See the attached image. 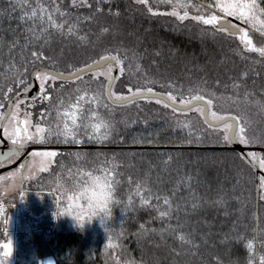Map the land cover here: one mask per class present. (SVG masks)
Listing matches in <instances>:
<instances>
[{"label":"trees","instance_id":"16d2710c","mask_svg":"<svg viewBox=\"0 0 264 264\" xmlns=\"http://www.w3.org/2000/svg\"><path fill=\"white\" fill-rule=\"evenodd\" d=\"M215 2L182 0L180 11L224 17ZM76 4L0 0V127L13 98L31 90L36 70L51 76L55 75L46 70L69 74L116 56L114 96L149 89L171 94L178 102L202 96L212 101L210 114H218L221 107L226 109L224 116L238 118L237 133L244 128L241 135L247 141L242 144L264 135V57L245 50L236 34L160 12L174 7L167 0ZM57 7L65 13H54L56 22L64 25L61 30L47 21ZM261 7L264 13V0ZM33 10L37 16L29 19ZM249 30L255 43L264 45V32ZM94 71L80 79L51 80L42 94L15 103L28 99L33 123L44 129L37 143L88 146L64 147L77 148L73 163L60 159L36 179L23 182L9 201L2 203L0 198V240H5V221L19 213L24 195H45L31 196L34 203L16 218L15 264H41L47 255L57 264H264V199L259 188L264 174H258L248 158L249 152L263 151L247 150V155L235 149L137 147L228 145L230 140L227 143L222 125L208 124L195 107L178 110L153 98L113 102L107 95L110 80ZM65 111L76 112V126ZM101 121L108 126L107 139L97 138L104 127L93 131L92 125ZM65 124L70 130L67 142ZM94 151L103 154L95 156ZM103 169L114 174L109 183L117 197L112 207L124 211L116 210L99 233L59 222L60 199L83 187L87 172ZM69 171L73 174L68 179ZM149 194V203L142 204ZM164 211L169 214L161 218Z\"/></svg>","mask_w":264,"mask_h":264},{"label":"rangeland","instance_id":"374dc122","mask_svg":"<svg viewBox=\"0 0 264 264\" xmlns=\"http://www.w3.org/2000/svg\"><path fill=\"white\" fill-rule=\"evenodd\" d=\"M168 2L174 4V7H172V9L166 10V11H160L162 13H167V14H171L173 11H176L179 16H183L184 13H182L180 11L181 8V2L182 0H178L177 4L175 3V1L173 0H167ZM184 2V1H183ZM261 3L262 0H216L215 2V6L217 7V9L222 12L223 14L226 15L225 10H222L220 7H218V5H225V6H229L232 4H244V5H248L247 8H242L239 9L240 11H243L246 13L245 18H239L238 15H227L229 17H231L232 19L238 21L241 24H244L246 26H249L251 28H254L258 31H262L264 32V13H263V9L261 7ZM156 12V11H154ZM172 15V14H171ZM214 15V14H212ZM211 15V16H212ZM176 16V15H174ZM196 16H203L205 19L210 18L211 16H206L204 14H200V15H194L191 13H188L187 18L183 19L186 20L188 18H193ZM178 18V16H176ZM218 21L222 18V16H218ZM179 19V18H178ZM181 20V19H179ZM181 20V21H183ZM197 20V19H196ZM247 21V22H245ZM202 22V21H200ZM203 23V22H202ZM208 25H212V24H208ZM237 25V27H239L240 32L237 33V37L239 38L240 42H241V37L244 35V33H247V38L251 39L252 41V45L256 48H261L264 47V45H257L255 43V39L253 37V35L251 34V31L246 28L245 26L239 25V24H235ZM214 26V25H212ZM218 27V24L215 25ZM227 29V28H226ZM243 30V31H241ZM229 32V30L227 31ZM242 47L247 50L244 46V44L241 42ZM248 51V50H247ZM251 52H256V51H251ZM258 53V52H257ZM110 69V71H109ZM116 70V67L113 63L108 64L107 66L103 67V68H99L97 70H95L94 72L97 74H101L103 75L107 80H110L112 75L114 74V71ZM44 74H48L45 72H39L37 74V81L39 83L40 86V90H39V94H42L48 84L49 81L53 80L51 78H49L47 81H43L42 77ZM40 77V78H38ZM34 85V84H33ZM32 85V87H33ZM43 85V88L41 87ZM115 96H122V97H126L127 95H121V94H115ZM183 103H189L187 100H179V102ZM192 102V101H191ZM28 104L29 101L28 99H21L14 107L11 115L9 116V118L6 121V124L4 126L3 129V136L4 138L12 145L15 146H20V145H26V144H31V143H37L34 141H28L27 140V136L28 135H32L34 138L38 135V133L36 132V127L38 125H35L33 123L32 120V115L31 112L29 111L28 108ZM194 110H196L198 113H200L201 115H203V110L204 108L202 106H197L194 108ZM217 111L219 112L218 114L215 113V117L212 115L213 112H211V118L213 120H218L216 119V117H224V113H226V109L225 108H221L218 107ZM4 114H2L1 116H3ZM228 124H232L231 122H229ZM222 127L224 128L226 135H227V143L229 142L228 139V133H229V128L225 127V124L222 125ZM18 133V135H17ZM239 133V131H238ZM241 135V133L239 134ZM238 135V137H239ZM13 139L17 140L16 144H13L12 141ZM241 141V140H240ZM250 146H259V147H263L264 148V135H262V137H257V139H253V138H249L248 139ZM242 143V142H241ZM4 142L1 140L0 138V146L3 145ZM77 148H72V149H65L63 148H34L32 149V151L30 152L29 155V159L27 161V164H25V166H23L22 164H20L19 166H17L14 169L11 170H7L5 172H2L0 174V198L2 199V203L3 200L9 201L11 197H13V195H16L20 188L22 187L23 182H26L28 180H34L36 179L37 175H39L42 171L41 169H46L45 171L49 170L51 165H54L55 163H58V161L60 159H70V163H73L74 159H72L73 157L71 156L73 155H77L78 151L76 150ZM50 152H55L57 155L54 157L51 156H43V155H33L34 153H50ZM15 154V153H14ZM93 154L95 156H99L100 154H103L101 152H96L94 151ZM252 154H255V161H258L259 164L261 161H264V151L263 152H249V155L252 157ZM92 160V159H90ZM16 161V158H10L8 159V161L6 160L5 162H1L0 161V168L5 166V165H9L12 164L13 162ZM261 167V166H260ZM261 169L264 171V167H261ZM65 170V169H64ZM69 179L68 175H71L73 173H71L70 171L68 173H65ZM86 178L84 181L83 187L79 188V189H75V191L73 192H69L67 193V195L63 198L60 199V204L57 205V210H56V214L59 215L58 219L59 222H62L63 225H65L68 228H78V229H83V230H90L92 229L93 232L95 233H99L100 231H102V228L106 225V223H110V221L113 218V213L116 212V210H118L119 208H115L112 207V202L115 200L114 198H117L114 196V192L112 191V197L111 199L108 201L107 207L109 210V214L107 216H103V213L100 212V209L98 207H96L97 201L100 200V197L102 196V189L99 186V184H95L94 180L96 178H99L100 184H109L110 181H112V178H114V174L111 172H109L108 170H104L102 172H87L85 174ZM65 177V178H66ZM264 177L263 175L259 176V184H260V178ZM77 186V185H76ZM260 188V195L261 197L264 196V188ZM93 193H95V196H93ZM34 192H27L26 195H24V197L22 198L23 200H21L20 203V209H19V213H23L25 212V210H27V207H30L32 205V203H34V201H31V196H38V197H43L45 195H43L42 193H39V195L35 194ZM69 197H72V199H69ZM92 197V204L91 206L88 203V198ZM102 202V201H101ZM3 206V204H2ZM50 208H52L51 206H48ZM55 208V207H53ZM24 209V210H23ZM95 211L97 212L96 216H92V219L89 221L88 217L92 215V212ZM124 208H120L118 210V212H123ZM0 212H4V206L1 208L0 207ZM19 213L14 214V215H10L8 217V222H7V236L5 235L6 239L5 240H0V264H15L16 263V236L17 234H15L14 228L16 225V218L19 217ZM99 213V215H98ZM77 216H83L84 217V226L83 228H80L77 225V221L74 219V217ZM103 221V223H102ZM27 223V222H26ZM65 223V224H64ZM5 244H9L11 249H12V255L9 257H5L4 256V251H6V249L4 248ZM110 244V243H109Z\"/></svg>","mask_w":264,"mask_h":264},{"label":"snow or ice","instance_id":"6c2138e0","mask_svg":"<svg viewBox=\"0 0 264 264\" xmlns=\"http://www.w3.org/2000/svg\"><path fill=\"white\" fill-rule=\"evenodd\" d=\"M139 2L141 3H146L147 0H139ZM86 3V0H80V6H83V4ZM73 6H77L76 4V0H73ZM183 6V5H181ZM218 7H220L222 10H225L226 12V15H238L239 18H245L246 16V13L243 12V11H240L239 9H242V8H247L248 5H244V4H232V5H229V6H225V5H218ZM42 11H46V10H43ZM149 11H151V9H149ZM56 12H59V14L61 16L65 15V13L63 12H60L59 10V7L53 9V12L52 13H49L48 16H47V21H48V26L51 27V28H55L57 30H61L63 29L64 25L63 24H58L56 22V20L54 19V13ZM155 14V13H153ZM172 15H176L178 16L179 19L183 20L185 18H187L188 16V12L185 11L184 12V15L183 16H179V14L176 12V11H173L171 13ZM37 16V13L35 10H33V12L31 13V16H29L28 18L29 19H33ZM194 19H197L199 21H202L204 24H212V25H217L218 23H220V21H218V18H217V15H212L210 18L208 19H205L203 16H196V17H193ZM41 20H43V16L40 17ZM247 22V21H245ZM42 31H47V28H42L41 29ZM218 30H222V31H228V29L226 28H223V26L221 25V27L218 29ZM243 31V30H241ZM68 32L69 33H72L73 32V29L71 26H69L68 28ZM230 34H235V33H230ZM83 39V38H81ZM241 42L244 44L245 48L248 50V51H256L260 54V56L264 57V47H261V48H256L252 45V41L251 39L247 38V33L245 32L244 35L241 37ZM33 56L34 57H37L38 54L37 53H33ZM104 61H116L117 63H119V60L116 56H111V57H104L102 58ZM91 67V66H89ZM84 70L83 69H80L78 70L77 72H73V73H70V77L69 78H73V79H80V72H83ZM110 71V69H109ZM246 75V74H245ZM40 78V77H38ZM49 78L55 80V79H64L63 75L62 74H55V76H51L50 74H44L42 79L43 81H47ZM43 88V85L41 86ZM111 87V82H109V88ZM233 87H239V85L237 84H234ZM131 91V89L129 90ZM149 93H151V89L148 90ZM139 94V93H137ZM113 93L111 91H109V97L112 98L113 97ZM44 98L47 99L49 98L46 94L44 95ZM80 99H83V97H80ZM129 99V97H122V96H115L114 97V102H126L127 100ZM194 100L196 101H203L204 98L202 96H195L193 97ZM169 100L175 102V97L171 96V94H169ZM205 103H207L208 105H211L212 101L211 100H208V101H204ZM183 103V101L181 102ZM190 103V102H189ZM167 106V105H166ZM186 107L188 105H185ZM73 109H75V105L72 106ZM65 116L69 117L72 121V125L73 126H76V112L73 111L71 113L65 111L64 113ZM212 115L215 117V113H212ZM43 116V114H42ZM216 119L218 120H223L224 118L222 117H216ZM229 119H232L233 121L236 120L235 117H231ZM93 127V131L95 133H99L100 132V129L101 127H104L106 129V131L104 132V134L101 136V137H97L98 139H107V136H108V132H107V124H105L103 121H101L100 124H96V125H92ZM225 127L226 128H229L232 130V139H236L237 136L240 134V133H244V128H239V133H237L236 131V125L235 124H228V123H225ZM44 131V129L40 128L39 126L36 127V132L39 134V133H42ZM69 128H68V125L65 124L64 126V135H65V138H66V142H67V136L69 135ZM18 135V133H17ZM239 139L241 140V142H247L245 141L244 139V136L243 135H239ZM27 140L28 141H34V137L32 135H28L27 136ZM39 140L40 142H44V137L40 136L39 137ZM13 144H16L17 143V140L13 139L12 141ZM33 155H43V156H51V157H54L56 156L57 154L55 152H50V153H34ZM252 158L253 160L255 159V154H252ZM260 166L261 167H264V161H261L260 162ZM41 170H46V169H41ZM94 183L95 184H99V186L101 187L102 189V196L100 197V200L97 201V204H96V207H98L100 209V212L103 213V216H107L109 214V210H108V207H107V204H108V201L111 199L112 197V191H111V184H100V181H99V178H96L94 180ZM259 187L261 188H264V177H261L260 178V184H259ZM93 196H95V193H93ZM152 198V195L149 194V199L145 200V199H142L141 200V203L142 204H148L150 199ZM262 199H264V197H261ZM69 199H72V197H69ZM156 199L159 201L160 200V197L157 196ZM102 201V202H101ZM163 202L165 205H168L169 208L171 207V202L170 200L165 197L163 198ZM88 203L89 205L91 206L92 204V197H89L88 198ZM195 207V205H194ZM169 213L164 211V212H161L160 213V216L161 218L168 215ZM97 215V212L93 211L92 212V215L88 217L89 221L92 219V216H96ZM74 219L77 221V225L80 227V228H83L84 226V217L83 216H77V217H74ZM5 223H7V221H5ZM103 223V221H102ZM143 227V226H142ZM179 239L181 241H185V237L183 235L179 236ZM111 246V245H110ZM247 247L249 250L252 249V243L251 242H248L247 244ZM4 248L6 249V251H4V256L5 257H9L12 255V249L10 247L9 244H5L4 245Z\"/></svg>","mask_w":264,"mask_h":264},{"label":"water","instance_id":"95a60500","mask_svg":"<svg viewBox=\"0 0 264 264\" xmlns=\"http://www.w3.org/2000/svg\"><path fill=\"white\" fill-rule=\"evenodd\" d=\"M224 16L232 19L231 17H229L225 14H224ZM219 21H220V23H218V27H221V25H222L223 28L226 27L229 29V31L231 33H235V34L240 32V29L237 26L232 25L229 19H221ZM236 22H238V21H236ZM242 25L248 29H251V27H249V26H246L244 24H242ZM113 62H115V61H107L106 62L102 59V60H99L97 62L91 63L87 66L80 68V69L84 70L83 72H80V76L85 74V73H88V72L97 70L99 68H102V67L106 66L107 64L113 63ZM89 66H91V67H89ZM80 69H78V70H80ZM41 70H43V69L36 70L33 73L34 85L31 88V90L15 96L7 108V111L5 113V116L3 118V121H2V124L0 127V137H1L2 141L4 142L5 147L6 146L10 147L11 150L7 151L6 154H4L2 152L0 153V161L1 162L6 161L14 153L15 154L19 153V151L17 150L18 147L10 144L4 138V136H3L4 125H5V122L8 118V116L10 115L15 103L17 102V100H19L20 98H23V97L34 96L39 92L40 86H39V83L37 81V74L39 72H41ZM78 70H76L74 72H77ZM46 71H48L54 75L57 74V72H53L50 70H46ZM59 74H62V73H59ZM117 74H118V70L116 69L114 71L113 76L111 77V79L109 81V82H111V87L109 88V83L107 85L108 97H109V91H111L113 93V85H114L115 79L117 77ZM62 75H63L64 79H73V78H69L70 73L69 74H62ZM137 93H139V94H137ZM114 97L115 96L113 95L112 98H110V97L109 98L114 102ZM126 97H129V99L126 102H115V103L125 104V103L131 102V101L136 100V99L153 98V99L162 100V101L166 102L168 105H170L171 107L178 109V110H188V109H191V108L196 107V106H203L204 107V110H203L204 119L208 124H210L212 126H221L227 122H232L233 124L236 125V131L238 130V127H239V120L237 117H235L233 115H226L223 117L224 118L223 120H213L211 118V115H210V105H208L207 103L204 102V101H207L206 99H204L203 101L193 100L190 103H181V102H178L176 100H175V102H173V101L169 100L168 95L161 93V92H156V91H151V93H149L148 91L135 92V93H132ZM185 105H188V106L186 107ZM231 117H235L236 120L233 121L232 119H229ZM229 140H230V144H228V145H169V146H137V147L187 148V149H235V150H238V151L243 152V153H246L247 150L264 151L263 147L244 145L238 140V138L232 139V130L231 129L229 130ZM98 146L102 147L101 145H98ZM63 147H88V146L87 145H72V146H70V145H28V146H25V148H26L25 152L15 162H13L12 164H9V165H5V166L0 168V174L2 172L7 171V170H11V169L16 168L21 162L23 164H26L27 159L25 157L34 148H63ZM92 147H95V146H92ZM111 147H122V146H111ZM124 147H133V146H124ZM248 158H249L250 162L252 163V165L254 166V168L256 169L257 173L258 174L259 173L264 174V172L260 169L259 164L257 162H255L251 157H248Z\"/></svg>","mask_w":264,"mask_h":264},{"label":"flooded vegetation","instance_id":"af4514ba","mask_svg":"<svg viewBox=\"0 0 264 264\" xmlns=\"http://www.w3.org/2000/svg\"><path fill=\"white\" fill-rule=\"evenodd\" d=\"M221 19H229L230 20V22H231V24L232 25H234V23L235 24H239V25H242V24H240V23H238V22H236L235 20H233V19H230V18H227V17H222ZM220 19V20H221ZM235 26H237V25H235ZM243 26V25H242ZM226 28V27H225ZM239 28V27H238ZM228 29V28H227ZM229 30V29H228ZM38 142V137L36 136L35 138H34V142ZM28 145H42V144H36V143H31V144H26V145H20V146H17L18 148H17V150L19 151V153L18 154H13V155H11L8 159H10V158H16V160L25 152V150H26V148H25V146H28ZM15 146V145H14ZM9 150H11V148L10 147H5V145L3 144V145H1L0 146V153L2 152V153H4V154H6L7 153V151H9ZM32 151V150H31ZM30 151V152H31ZM30 152L28 153V159H29V155H30ZM8 159H7V161H8ZM28 161V160H27ZM5 162V161H4ZM20 164H22L23 166H25V164H23L22 162L20 163ZM19 164V165H20ZM26 164H27V162H26ZM18 165V166H19Z\"/></svg>","mask_w":264,"mask_h":264},{"label":"crops","instance_id":"0c3cea01","mask_svg":"<svg viewBox=\"0 0 264 264\" xmlns=\"http://www.w3.org/2000/svg\"><path fill=\"white\" fill-rule=\"evenodd\" d=\"M41 264H57V261L53 255H47Z\"/></svg>","mask_w":264,"mask_h":264},{"label":"clouds","instance_id":"9594fccd","mask_svg":"<svg viewBox=\"0 0 264 264\" xmlns=\"http://www.w3.org/2000/svg\"><path fill=\"white\" fill-rule=\"evenodd\" d=\"M98 215H99V213H98Z\"/></svg>","mask_w":264,"mask_h":264}]
</instances>
